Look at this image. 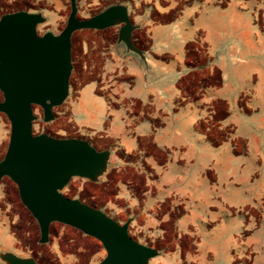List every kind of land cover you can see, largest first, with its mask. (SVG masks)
<instances>
[{
  "label": "crops",
  "instance_id": "crops-1",
  "mask_svg": "<svg viewBox=\"0 0 264 264\" xmlns=\"http://www.w3.org/2000/svg\"><path fill=\"white\" fill-rule=\"evenodd\" d=\"M26 1L0 0V18L27 11L48 20ZM119 4L148 47L143 56L123 48L100 80L80 87L69 106L78 135L150 166L159 196L185 200L193 225L199 214L244 208L256 197L251 184L264 185V0ZM245 227L233 217L204 233L202 264H264V224L243 237ZM14 240L0 208V255Z\"/></svg>",
  "mask_w": 264,
  "mask_h": 264
},
{
  "label": "rangeland",
  "instance_id": "rangeland-1",
  "mask_svg": "<svg viewBox=\"0 0 264 264\" xmlns=\"http://www.w3.org/2000/svg\"><path fill=\"white\" fill-rule=\"evenodd\" d=\"M119 1L77 0L78 18L91 19ZM23 7L44 9L49 16L47 22L38 27L40 36L49 32L60 35L71 13L69 0H27ZM119 31L120 26L74 33L69 97L64 104L54 108L55 120L50 123L44 121V110L38 105L33 106L35 136L45 134L57 139H84L78 135L71 120L69 106L81 86L103 77L114 55L124 57L123 48L126 47L119 44ZM140 32L137 29L133 34V43L139 50L148 47ZM1 101L3 93L0 90ZM10 137L11 123L5 114L0 113V162L7 153ZM150 171V166L143 165L138 157L126 155L122 149H113L109 168L98 182L73 178L62 194L102 211L120 225L130 222V237L159 252L150 264H202L199 254L204 233L217 229L233 217L243 220L246 226L243 237L264 224V185L251 184L256 197L249 199L244 208L225 206V213L212 210L213 214L204 218L199 214L198 223L193 225L195 215L185 207V200L160 197L158 184ZM0 194L3 195L0 208L6 212L15 237L12 253L24 259H34L39 264H100L106 258L107 252L99 240L58 222L51 225L49 242L41 244L39 224L23 205L18 186L9 177L0 182ZM182 223H186V227ZM237 264L253 262L245 259Z\"/></svg>",
  "mask_w": 264,
  "mask_h": 264
},
{
  "label": "water",
  "instance_id": "water-1",
  "mask_svg": "<svg viewBox=\"0 0 264 264\" xmlns=\"http://www.w3.org/2000/svg\"><path fill=\"white\" fill-rule=\"evenodd\" d=\"M69 2L71 13L60 35L38 34V27L47 22L42 13L17 11L0 18V113L11 123L0 182L9 177L18 186L23 205L39 224L41 244L49 242L51 225L58 222L99 240L107 252L100 264H150L159 252L130 237V222L120 225L102 211L62 194L73 178L98 182L109 168L112 152L98 151L85 139L33 133V106H40L44 121L50 123L55 120L54 108L69 97L75 32L120 26L119 44L143 56L133 43L140 26L131 21L127 6L112 5L81 20L77 0ZM0 259L5 264H39L12 252L1 254Z\"/></svg>",
  "mask_w": 264,
  "mask_h": 264
}]
</instances>
